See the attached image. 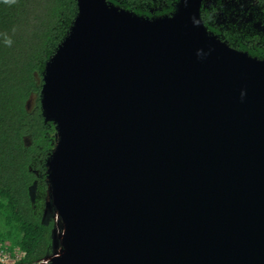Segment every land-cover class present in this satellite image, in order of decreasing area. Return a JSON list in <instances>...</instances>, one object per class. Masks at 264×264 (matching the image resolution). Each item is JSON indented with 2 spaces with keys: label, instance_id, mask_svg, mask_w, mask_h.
<instances>
[{
  "label": "water",
  "instance_id": "water-1",
  "mask_svg": "<svg viewBox=\"0 0 264 264\" xmlns=\"http://www.w3.org/2000/svg\"><path fill=\"white\" fill-rule=\"evenodd\" d=\"M202 1L77 0L40 89L65 252L33 264H264V58L210 33Z\"/></svg>",
  "mask_w": 264,
  "mask_h": 264
},
{
  "label": "trees",
  "instance_id": "trees-1",
  "mask_svg": "<svg viewBox=\"0 0 264 264\" xmlns=\"http://www.w3.org/2000/svg\"><path fill=\"white\" fill-rule=\"evenodd\" d=\"M137 15H171L178 0H108ZM77 0H0V248L33 264L59 247L48 182L57 126L40 97L46 62L67 34ZM208 31L264 58V0H203Z\"/></svg>",
  "mask_w": 264,
  "mask_h": 264
},
{
  "label": "built area",
  "instance_id": "built-area-1",
  "mask_svg": "<svg viewBox=\"0 0 264 264\" xmlns=\"http://www.w3.org/2000/svg\"><path fill=\"white\" fill-rule=\"evenodd\" d=\"M61 250H62V245L59 244V247L57 248L56 253L54 255H59L61 253ZM21 256H23V252H19L17 250H14V251L11 252L9 250L0 248V262H2V263H8V261L10 259H13V257H15L13 260L17 261L18 258L21 257ZM49 258H45L42 261H48ZM42 261H40V262H42Z\"/></svg>",
  "mask_w": 264,
  "mask_h": 264
},
{
  "label": "rangeland",
  "instance_id": "rangeland-1",
  "mask_svg": "<svg viewBox=\"0 0 264 264\" xmlns=\"http://www.w3.org/2000/svg\"><path fill=\"white\" fill-rule=\"evenodd\" d=\"M53 216L55 217V221H56V223H57L56 234H57V236L59 237V240H60V237L62 236V232H63V226H62V224H61V222H60V219H59V217L57 216V213H56V212H54ZM9 257H10V256H9ZM14 258H15V257H13V259H14ZM13 259H10V260L8 261V263H2V262H0V264H16V261H14Z\"/></svg>",
  "mask_w": 264,
  "mask_h": 264
},
{
  "label": "bare ground",
  "instance_id": "bare-ground-1",
  "mask_svg": "<svg viewBox=\"0 0 264 264\" xmlns=\"http://www.w3.org/2000/svg\"><path fill=\"white\" fill-rule=\"evenodd\" d=\"M65 252V246L63 245V247H62V250H61V253L59 254V255H61L62 253H64ZM58 255V256H59Z\"/></svg>",
  "mask_w": 264,
  "mask_h": 264
}]
</instances>
